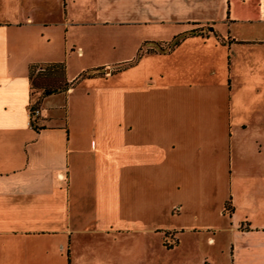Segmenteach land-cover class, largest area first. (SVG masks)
<instances>
[{"label":"crops","instance_id":"1","mask_svg":"<svg viewBox=\"0 0 264 264\" xmlns=\"http://www.w3.org/2000/svg\"><path fill=\"white\" fill-rule=\"evenodd\" d=\"M58 69L36 131L30 75ZM219 232L264 264V0H0V264Z\"/></svg>","mask_w":264,"mask_h":264},{"label":"rangeland","instance_id":"2","mask_svg":"<svg viewBox=\"0 0 264 264\" xmlns=\"http://www.w3.org/2000/svg\"><path fill=\"white\" fill-rule=\"evenodd\" d=\"M205 236L206 234L198 235V238L191 235H184L181 237L180 242L192 245L191 250H185L186 253H191L189 256V259L192 261L191 264H199L201 259H204L202 264H246V260H242V255L246 254L244 253L246 251L243 252L236 250L239 239L233 240L231 235L228 233H215L213 234V237L216 243L213 247H211L206 244ZM161 237L162 235H155V258L158 261L156 263H162V259H170L171 262L169 264H174V262H177L178 264H185V261L189 260H184L181 253L182 251L180 250L167 252L165 248L162 249ZM242 238L246 239V236ZM130 242L131 237L124 236L123 243L129 244ZM234 256H237L236 263L234 262ZM187 262L190 264V261Z\"/></svg>","mask_w":264,"mask_h":264},{"label":"trees","instance_id":"3","mask_svg":"<svg viewBox=\"0 0 264 264\" xmlns=\"http://www.w3.org/2000/svg\"><path fill=\"white\" fill-rule=\"evenodd\" d=\"M60 71V69H58ZM60 76L57 78H50L48 79L46 76H44L43 73H38L35 75V72H32L30 75V81H31V97L32 99L35 98L38 94L40 95L39 100L33 105L30 106L29 108V113H30V124L31 127L38 131L42 129L43 127L40 126L39 123V115H35V111L39 109V101L41 98H44L45 96L51 95V94H56V93H61L65 92L68 88L67 85L65 86H60L58 81L61 79L62 76V70L60 71ZM226 210L228 214L232 213V209L229 207H226Z\"/></svg>","mask_w":264,"mask_h":264},{"label":"built area","instance_id":"4","mask_svg":"<svg viewBox=\"0 0 264 264\" xmlns=\"http://www.w3.org/2000/svg\"><path fill=\"white\" fill-rule=\"evenodd\" d=\"M39 114H40L39 110H36L35 115H39Z\"/></svg>","mask_w":264,"mask_h":264}]
</instances>
